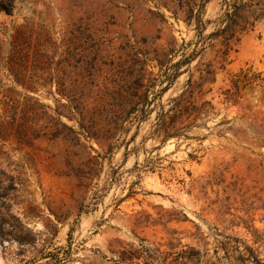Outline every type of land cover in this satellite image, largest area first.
Returning a JSON list of instances; mask_svg holds the SVG:
<instances>
[{"label":"rangeland","instance_id":"1","mask_svg":"<svg viewBox=\"0 0 264 264\" xmlns=\"http://www.w3.org/2000/svg\"><path fill=\"white\" fill-rule=\"evenodd\" d=\"M192 248L264 264V0H0V264Z\"/></svg>","mask_w":264,"mask_h":264},{"label":"trees","instance_id":"2","mask_svg":"<svg viewBox=\"0 0 264 264\" xmlns=\"http://www.w3.org/2000/svg\"><path fill=\"white\" fill-rule=\"evenodd\" d=\"M199 251L195 250V249H191L190 253L188 254V256H186V261L182 262V264L187 263V261H191V262H195L197 260V258L199 257ZM143 256V253L138 251V250H123L120 254V262H122L123 264H127V263H132L134 258H141ZM148 257H151L150 255ZM183 257V256H182ZM148 260V259H146ZM149 261H145L144 264H148ZM136 264H140L139 262H137Z\"/></svg>","mask_w":264,"mask_h":264}]
</instances>
